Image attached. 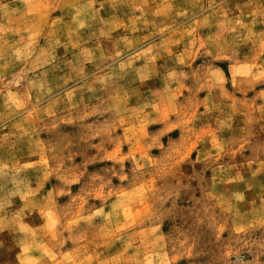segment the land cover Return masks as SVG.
I'll return each mask as SVG.
<instances>
[{"label": "clouds", "instance_id": "1", "mask_svg": "<svg viewBox=\"0 0 264 264\" xmlns=\"http://www.w3.org/2000/svg\"><path fill=\"white\" fill-rule=\"evenodd\" d=\"M0 264H264V0H0Z\"/></svg>", "mask_w": 264, "mask_h": 264}]
</instances>
